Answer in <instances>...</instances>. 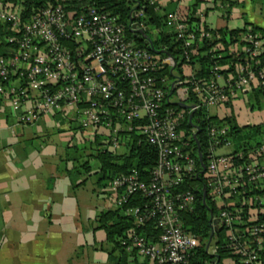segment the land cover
<instances>
[{"label":"built area","instance_id":"2783aa9c","mask_svg":"<svg viewBox=\"0 0 264 264\" xmlns=\"http://www.w3.org/2000/svg\"><path fill=\"white\" fill-rule=\"evenodd\" d=\"M64 1L50 0L26 11L25 0H0V99H9L14 112L27 106L19 116L24 125L44 114L75 108L79 127L93 138L105 130L110 138L107 147L114 151L121 147V132L133 131L134 122H145L138 129L158 155L150 179L143 180L133 170L108 186L115 208H124L137 195L148 200L143 206L125 208L135 227L123 245L152 264H194L201 240L185 230L183 215L193 213L197 203L195 194L183 187L197 176V161L184 125L188 115L222 108L253 85L264 94V37L248 29L229 49L241 56L234 72L220 74L224 67L215 64L210 77L197 78L192 57L199 55L205 40L220 37L203 24L193 28L181 10L168 13L167 25L186 61L185 79H177L172 88L190 85L197 100L183 109L178 103L184 101L167 99L169 79L159 76L165 61L138 47L119 15L93 4L76 11ZM150 4L160 10L157 0ZM143 16V10H133L129 25L131 34L141 38V32L149 31ZM216 50L208 54L221 58L214 55ZM221 75L224 84L216 80ZM81 104L85 106L79 108ZM207 133L206 188L219 209L218 217H212L213 229H226L224 246L241 264H264V146L247 155L242 151L218 155L217 149L233 145L231 129L211 124ZM149 223L160 232L156 241L137 231ZM207 250L216 256L218 247ZM217 262L215 257L205 264Z\"/></svg>","mask_w":264,"mask_h":264},{"label":"crops","instance_id":"0c3cea01","mask_svg":"<svg viewBox=\"0 0 264 264\" xmlns=\"http://www.w3.org/2000/svg\"><path fill=\"white\" fill-rule=\"evenodd\" d=\"M157 1L161 12L178 9L186 14L198 1L196 16L210 30L256 27L264 35V0ZM224 77L217 82L224 84ZM258 92L253 85L217 108L223 114L218 119L232 118L239 126L264 123V94ZM211 111L209 116L217 117ZM20 112L13 111L6 97L0 99V264H116L110 260L105 230L97 229L102 208L94 206L95 192L86 188L98 173V162H92L100 138L96 142L91 132L81 131L71 109L44 114L28 125L20 123ZM88 141L95 148H84L79 155V146ZM232 141L216 153L236 152L234 137ZM87 161L89 174L83 167ZM111 202L108 209H116L112 196ZM127 253L125 264H152L135 251Z\"/></svg>","mask_w":264,"mask_h":264},{"label":"trees","instance_id":"16d2710c","mask_svg":"<svg viewBox=\"0 0 264 264\" xmlns=\"http://www.w3.org/2000/svg\"><path fill=\"white\" fill-rule=\"evenodd\" d=\"M47 1L50 0H25L24 6L26 11H28L32 7L44 5ZM64 2L71 5L70 9L76 11H80L82 7L87 4H93L105 11L119 15L121 21L126 26L128 36L135 41L137 46L150 50L153 54L160 56L162 60L165 61L166 67L159 76L168 77L167 99H171L177 90L172 88V83L177 79H185L182 67L186 61L182 54L181 43L176 40L175 32L167 25V15L169 12H165L166 10L161 12L157 9L156 5L150 4V0H65ZM197 3L198 1H196V4ZM196 4L191 6L187 14L193 28H197L200 25V19L196 16ZM230 6H232V3ZM137 8L143 10L144 16L142 21L149 26V31L147 32L149 39L147 41L139 36L132 35L129 30L131 12ZM176 11L180 10L177 9ZM207 29L210 30L209 28ZM251 29L261 33L256 27ZM247 30L248 29L245 28L243 30L229 31L221 29L214 31L220 38L205 40L199 49V55L193 56L190 61V64L194 68L195 76L197 78L210 77V67L215 64L224 67V69L219 72L220 74L226 75L229 72H234L236 65L241 61V56L240 54H230L229 49L231 45H235L239 42L242 35H244ZM1 48L2 46L0 47V53L3 51ZM212 49H217L214 55H222V57L216 59L212 58L213 53L208 54V51ZM261 59L262 68H264V55ZM227 66H229V69L225 68ZM184 86L188 88L189 91L188 98L184 103L187 105L195 104L197 100L192 94L191 87H189L190 85ZM259 93H262V91L260 90L258 95ZM84 106L85 104H81L79 108H83ZM189 117L190 115L187 116L184 129H186L187 133L191 136V151L197 161V176L189 180L184 185L183 189L191 190L195 194L197 204L196 210L193 213H185L183 215V220L185 230L195 234L201 240L198 255L193 260V263L205 264L211 262L216 257L218 259L217 264H241L239 257L224 246L226 237L224 238L223 232H226V229L222 227L213 229L212 217H218L219 209L215 202L210 199L208 193L204 203L203 188L207 186L206 172H202V165L198 158V146L193 138L192 129L194 128L193 126H198L201 129L200 133H198V141L203 154V163L206 166L209 145L207 130L211 124L228 125L231 129L232 137H234V141L236 142V153L241 150L247 155V151L253 150L259 146H264V123L239 126L232 118L218 119L217 117L209 116L205 109L196 111L191 122ZM140 123L144 124L145 122ZM140 123L134 122L133 125L135 128L133 131L128 132L125 130L120 133L122 143L120 149L117 151L110 150L107 147V143L98 142L104 137L110 140L105 130L102 135V130L100 133L95 134L94 139L98 142L97 153L95 154V159L99 165L97 174H99L100 180L108 181V186L116 177L128 175L133 170H137L143 180L148 181L150 179L158 155L155 148L147 142L145 136L139 131L138 126ZM122 147L124 152L118 153ZM83 167L87 174L91 172V166L88 161L83 164ZM109 194L111 195V193ZM147 201V198L137 195L134 196V198L132 197L124 208L109 209L101 212L98 216L97 229L105 230L107 234V243L112 247L109 253L110 260H116V264H125L128 253L126 247L123 245V241L127 238L128 232L135 227L134 218L125 213V208L143 206ZM137 231L148 236L153 241H156L160 236V232L155 229L153 223H149L142 229H137ZM208 244L210 249L214 246L218 247L216 256L208 252ZM117 252L119 253L118 256H116ZM261 255L264 260V251Z\"/></svg>","mask_w":264,"mask_h":264},{"label":"rangeland","instance_id":"374dc122","mask_svg":"<svg viewBox=\"0 0 264 264\" xmlns=\"http://www.w3.org/2000/svg\"><path fill=\"white\" fill-rule=\"evenodd\" d=\"M188 95H189V91H188V88H186L185 86H179L175 92V94L171 97V102L172 103H176L177 100H182V101H186V99L188 98ZM260 107L261 109L263 110V104H260ZM71 110H74L75 111V114H76V109L75 108H70ZM205 109V108H204ZM207 110V109H205ZM209 110H212L211 113H215L218 109L215 108V107H210L207 112L209 114ZM66 116V115H65ZM223 114L221 113L220 110L217 111V118H220L222 117ZM61 120L66 118V117H59ZM78 124V123H77ZM75 125V127H77L78 125ZM79 127V126H78ZM56 128H62V125H58V127ZM77 129V128H76ZM80 129V128H79ZM82 131V129H80ZM81 135L78 134L77 135V138L80 137ZM104 136V135H103ZM69 140H72L71 138H69ZM83 140V139H81ZM101 141L103 143H108L109 140L106 139L105 137L103 139H101ZM94 149L95 147L94 146H90V143L88 141V143H86L85 146H79V148L81 149L79 151V155H83V152H85V149L84 148H88V150L86 151H91V148ZM98 146H96V150H97ZM112 150V149H110ZM121 152H124L123 149L118 151V153H121ZM219 152H224L223 150L219 151ZM73 154L75 152H72ZM92 165H97V161H94L92 162ZM95 178H92L88 181V184L86 186L87 190L90 192V193H94L95 192V196H94V199H95V202H94V206H97L98 209L102 208V212L103 211H107L109 210L108 208L111 206H113V204H111V195L109 194L110 190H109V187H108V181L107 180H100V176L99 174H97L96 176H94ZM101 210H99V212H101ZM223 235H224V238L227 236V232H223Z\"/></svg>","mask_w":264,"mask_h":264},{"label":"water","instance_id":"95a60500","mask_svg":"<svg viewBox=\"0 0 264 264\" xmlns=\"http://www.w3.org/2000/svg\"><path fill=\"white\" fill-rule=\"evenodd\" d=\"M141 35H142V39L143 40H148L149 39L148 35L145 32H141ZM178 105L180 107L184 108V109H189L190 108V106L185 104V103H178ZM193 116H194V113H192L190 115V120H192ZM195 128L197 129V132L194 134L193 138L195 139V141L197 143V146H198V158H199V161L201 162V165H202V172H205L206 171V166L203 163V154L201 152L200 143L198 141V133H200L201 129L198 126H195ZM206 196H207V188L204 187L203 188L204 203H205V200H206ZM214 224L217 225V222L215 221ZM207 248H209V244L207 245Z\"/></svg>","mask_w":264,"mask_h":264}]
</instances>
